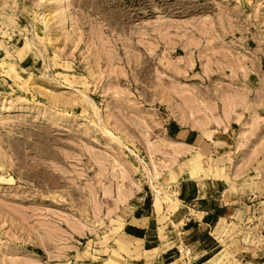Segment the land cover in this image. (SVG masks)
<instances>
[{
  "label": "rangeland",
  "instance_id": "374dc122",
  "mask_svg": "<svg viewBox=\"0 0 264 264\" xmlns=\"http://www.w3.org/2000/svg\"><path fill=\"white\" fill-rule=\"evenodd\" d=\"M209 197L257 218L206 264H264V0H0V264H101Z\"/></svg>",
  "mask_w": 264,
  "mask_h": 264
},
{
  "label": "crops",
  "instance_id": "0c3cea01",
  "mask_svg": "<svg viewBox=\"0 0 264 264\" xmlns=\"http://www.w3.org/2000/svg\"><path fill=\"white\" fill-rule=\"evenodd\" d=\"M152 216L127 220L119 235L125 243L123 251L118 248L105 254L103 250L102 256L108 258L101 264H113V259L119 264H206L210 246L218 242L211 230L213 223L246 225L257 218L256 208L235 197H209L199 205L184 204L159 218Z\"/></svg>",
  "mask_w": 264,
  "mask_h": 264
}]
</instances>
